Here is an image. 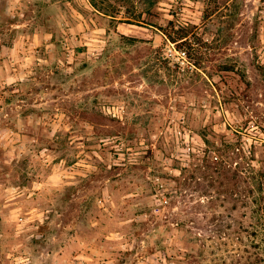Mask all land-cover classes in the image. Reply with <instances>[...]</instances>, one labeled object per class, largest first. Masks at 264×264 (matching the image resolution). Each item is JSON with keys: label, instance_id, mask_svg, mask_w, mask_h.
Here are the masks:
<instances>
[{"label": "rangeland", "instance_id": "obj_1", "mask_svg": "<svg viewBox=\"0 0 264 264\" xmlns=\"http://www.w3.org/2000/svg\"><path fill=\"white\" fill-rule=\"evenodd\" d=\"M77 109L106 118L81 121ZM233 145L246 151L238 196L222 173L210 171L214 189L207 173L180 170L191 151ZM203 189L220 221L253 229L264 0H0V264H164L160 240L188 241L214 264L232 244L201 247L165 222L186 219Z\"/></svg>", "mask_w": 264, "mask_h": 264}, {"label": "trees", "instance_id": "obj_2", "mask_svg": "<svg viewBox=\"0 0 264 264\" xmlns=\"http://www.w3.org/2000/svg\"><path fill=\"white\" fill-rule=\"evenodd\" d=\"M126 37L125 35H123ZM30 78L20 81L17 84L16 90L10 89L9 92L11 95L21 94L23 95L24 90H21L22 85L26 83ZM8 89V88H7ZM78 118L81 121H89L91 117L97 118H106V115L103 112H98L96 110L91 111L89 109H82L81 111L77 109ZM86 117V119H85ZM204 141H208L207 137H203ZM216 141L214 140V146ZM203 157L199 154L196 155L195 151H191L190 161L187 162L186 166L181 167L182 173H187L190 170V167L193 166L194 170L207 173L208 178H212L211 186L216 188L215 180H217L216 173L224 174L227 177L225 183H230L229 186H226V190H231L235 195H239L243 191L242 180L246 182V179L242 178L243 169L245 165L241 164L239 166V161L235 165L237 157H246V151L243 147L239 145H233L231 150L226 151L223 147H218V149H207L205 153L202 154ZM197 157V158H196ZM137 161L128 163L131 167H143L150 164V160L146 157L138 158ZM153 160V159H152ZM252 170H255V166L251 165ZM210 171L216 172L215 174L210 173ZM196 176V174H195ZM179 182V191L183 192L182 187L188 185V183H183L181 181V176L177 177ZM202 179H196L198 185H201ZM157 186H165V184L157 183ZM213 189V190H214ZM217 190V189H216ZM249 191L254 192V189H249ZM179 195V194H178ZM202 195L205 196L201 200L197 201L195 204H190L189 201H185L184 205L181 208L179 214H184L187 216L186 219H172L171 216H175V213H171L170 216L166 217V224L169 226V229H177L182 233V236L188 234L189 236L195 235L194 238L200 241L201 247H209L210 243L217 244L222 246L223 244H232L233 249L227 256L216 257L214 264H264V242H257L252 236H257L259 233L263 235L262 240H264V203L262 201H257V207L255 211L258 213L257 221L252 223L253 229H249L245 225H240L237 228H234L232 223H223L220 221V218L216 216V207L218 206L216 202L217 195H215L210 189H203ZM168 198L166 202L170 205L172 204V195L167 193ZM248 196V195H244ZM204 200V201H202ZM246 202V201H244ZM206 207L202 209V207ZM238 206H234V209H237ZM205 211V214H198L199 212ZM161 222H157L155 227V234L159 232ZM250 232L249 240H245L244 233ZM181 241L184 239L179 237ZM210 240V242H208ZM171 248L172 253H169L167 250ZM158 249L164 250L165 252V263L164 264H204L207 260V257L204 255L203 249L195 251V245H192L188 241H184L182 245H177V243H166L163 240L158 241ZM177 249V250H176ZM205 264H211L209 261Z\"/></svg>", "mask_w": 264, "mask_h": 264}]
</instances>
